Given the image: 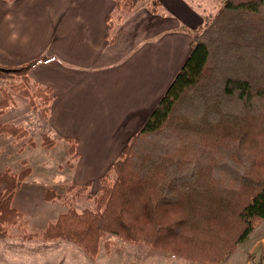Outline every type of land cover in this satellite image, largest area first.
I'll use <instances>...</instances> for the list:
<instances>
[{"label":"trees","instance_id":"16d2710c","mask_svg":"<svg viewBox=\"0 0 264 264\" xmlns=\"http://www.w3.org/2000/svg\"><path fill=\"white\" fill-rule=\"evenodd\" d=\"M145 1L158 11V0H114L116 14L108 23ZM190 44L141 127L98 177L94 209H70L41 233H27L25 219L10 204L24 174L5 170L1 236L16 225L21 237L71 239L93 256L98 238L113 233L209 264L236 250L264 218V0H223L192 31ZM37 61L7 67L12 69L0 70V76L19 78L8 87L30 105L39 97L47 116L51 90L28 78ZM6 92L0 109L11 101ZM2 129L18 131L6 124Z\"/></svg>","mask_w":264,"mask_h":264},{"label":"crops","instance_id":"0c3cea01","mask_svg":"<svg viewBox=\"0 0 264 264\" xmlns=\"http://www.w3.org/2000/svg\"><path fill=\"white\" fill-rule=\"evenodd\" d=\"M158 2L109 24L114 0H0V66L38 59L28 78L51 90L47 134L75 141L77 184L107 171L190 52L201 18L185 0ZM263 242L244 246L243 264Z\"/></svg>","mask_w":264,"mask_h":264},{"label":"rangeland","instance_id":"374dc122","mask_svg":"<svg viewBox=\"0 0 264 264\" xmlns=\"http://www.w3.org/2000/svg\"><path fill=\"white\" fill-rule=\"evenodd\" d=\"M185 1L203 23L219 10L223 0ZM148 3H141L134 10L141 6L148 8ZM134 10L119 12V17L113 16L111 22L126 19ZM113 13L116 14L115 9ZM17 79L12 75L0 76V98L5 89L11 97L8 105L0 109V126L13 125L18 130L15 134L7 133L5 129L0 131V173L7 170L15 175L24 174L12 193L10 204L25 219L27 233H41L70 209L77 213L94 209L92 198L98 190V180L89 186L72 180V166L78 157L76 149L71 148L73 142L67 143L47 134V116L38 106L40 98L33 96L30 105L28 97L8 87L13 80L20 82ZM29 89L33 93L36 88L30 85ZM263 233L264 218L252 229L249 239L220 264H243L244 254L250 256L244 252V246ZM19 234L18 227L12 225L6 235L0 236V264H209L113 233L98 238L93 256L71 239H43L40 236L27 239ZM260 259L264 264V245L263 249L255 251L253 264Z\"/></svg>","mask_w":264,"mask_h":264},{"label":"water","instance_id":"95a60500","mask_svg":"<svg viewBox=\"0 0 264 264\" xmlns=\"http://www.w3.org/2000/svg\"><path fill=\"white\" fill-rule=\"evenodd\" d=\"M10 69H12V68L0 67V70H3V71H8V70H10Z\"/></svg>","mask_w":264,"mask_h":264}]
</instances>
